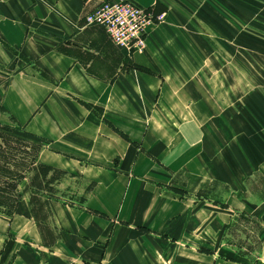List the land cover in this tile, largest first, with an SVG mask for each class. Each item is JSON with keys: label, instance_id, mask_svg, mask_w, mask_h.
I'll use <instances>...</instances> for the list:
<instances>
[{"label": "crops", "instance_id": "crops-1", "mask_svg": "<svg viewBox=\"0 0 264 264\" xmlns=\"http://www.w3.org/2000/svg\"><path fill=\"white\" fill-rule=\"evenodd\" d=\"M102 1L0 0V123L40 144L0 264H264V0H131L165 14L142 51L87 25Z\"/></svg>", "mask_w": 264, "mask_h": 264}, {"label": "rangeland", "instance_id": "rangeland-1", "mask_svg": "<svg viewBox=\"0 0 264 264\" xmlns=\"http://www.w3.org/2000/svg\"><path fill=\"white\" fill-rule=\"evenodd\" d=\"M222 2L224 3L235 2V0H222ZM215 4H217V0H215ZM216 15H218L217 11H216ZM188 29L190 33L195 34L197 37H199L196 43V50L203 51V56H202L203 58L200 59V62L197 65L203 66L204 70H209V73L205 72L203 74L202 73L200 74L202 77L201 79L203 81H212L214 84H216V87H219L220 92L223 93V91L221 90L222 87L221 82L227 81V76L224 72L219 71L218 68H222L224 59L220 58L221 61L220 64L218 59H215L214 57V60H212L213 57L210 56V53H212L211 51L214 50L210 42L211 41L210 37L213 36L215 40V26L214 27H211V25L202 26V27L190 26L188 27ZM216 30H217V26H216ZM194 60L196 62L197 59ZM253 75L255 74L252 73L250 76ZM232 76L233 77L238 76V78H240L239 76L243 77L244 74L238 72V75L234 74ZM216 112H217V107H216ZM10 125L12 130H7L8 132L6 133L7 136H5V138L2 137V140H0L1 142L0 165H2L0 167H6V169L8 170L7 172L0 170V185L4 184L5 182L7 183L8 181H13L11 180L12 177L15 178V180H17L20 176V171H24L26 168L28 169V172H30V170L33 167L34 156H35L34 145L37 144L36 142H38V140L35 139L34 137L23 134L21 132V127L17 123L13 122ZM35 168L36 166L34 167V169ZM4 173L9 175L7 176L8 178L4 177ZM9 173H12V176ZM41 173L45 175L49 174L50 181L57 178V174H58L52 171L51 169L43 166L39 167L37 170L38 175H42ZM32 190L34 191V189ZM254 224L255 223L249 224L247 223V221L243 222L241 218L236 219V221L233 224V227L234 225H236V227H234L233 229L231 228L233 231V235L236 233L235 234L237 236L236 239H238V241H244V239H242L241 237L242 232L240 230H237V228H241L242 230L245 231V226L252 225L255 227Z\"/></svg>", "mask_w": 264, "mask_h": 264}, {"label": "built area", "instance_id": "built-area-1", "mask_svg": "<svg viewBox=\"0 0 264 264\" xmlns=\"http://www.w3.org/2000/svg\"><path fill=\"white\" fill-rule=\"evenodd\" d=\"M164 18L130 0H105L85 15L87 25L101 26L116 46L129 51L144 50L149 29Z\"/></svg>", "mask_w": 264, "mask_h": 264}, {"label": "trees", "instance_id": "trees-1", "mask_svg": "<svg viewBox=\"0 0 264 264\" xmlns=\"http://www.w3.org/2000/svg\"><path fill=\"white\" fill-rule=\"evenodd\" d=\"M7 130H12L11 125L0 123V140H2V137L5 138V136H7L6 135V133H8ZM21 132L25 135H28L27 132L22 130V129H21ZM28 136H30V135H28ZM36 143L37 144L34 145L35 146L34 147V149H35L34 162H35V158H36V153L40 147V144H38V142H36ZM0 149H1V144H0ZM0 166H2V165H0ZM0 170L6 171V172L8 171L6 169V167H0ZM27 171H28L27 168L24 171H20V176L17 180H15V178H13V177L12 178L9 177L13 181H8L7 183L5 182L4 184L0 185V210L4 211L6 213H14L15 212V210L17 209V205L19 203V198H20L19 184H20L21 180L25 177V173ZM9 174H11V176H12V173H9ZM7 176H9V175L4 173V177L8 178Z\"/></svg>", "mask_w": 264, "mask_h": 264}]
</instances>
